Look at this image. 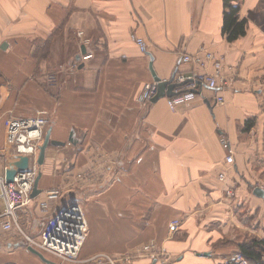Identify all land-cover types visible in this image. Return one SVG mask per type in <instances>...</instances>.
Instances as JSON below:
<instances>
[{
	"label": "crops",
	"instance_id": "obj_1",
	"mask_svg": "<svg viewBox=\"0 0 264 264\" xmlns=\"http://www.w3.org/2000/svg\"><path fill=\"white\" fill-rule=\"evenodd\" d=\"M233 2L247 23L230 42L222 34L223 0H0V174L16 171L19 160L6 142L10 117L47 113L50 139L63 143L47 147L37 166L41 193L18 212L29 235L48 216L36 206L43 192L71 187L77 172L90 171L81 259L224 264L243 241L264 238V197L254 194L264 191V0ZM198 51L222 61L217 92L204 88L175 110L165 97L137 102L154 82L150 62L166 80L192 72L180 56ZM84 53L90 57L75 65ZM221 135L234 148L229 168ZM173 219L180 224L170 234ZM151 241L158 251L143 253ZM0 264L48 263L5 234Z\"/></svg>",
	"mask_w": 264,
	"mask_h": 264
},
{
	"label": "built area",
	"instance_id": "obj_2",
	"mask_svg": "<svg viewBox=\"0 0 264 264\" xmlns=\"http://www.w3.org/2000/svg\"><path fill=\"white\" fill-rule=\"evenodd\" d=\"M82 32H78L80 36ZM82 36V35H81ZM142 52H146V46L141 38L134 39ZM82 42H87L86 39ZM90 55L82 54L76 61L89 58ZM180 62L195 66L187 75L174 73L172 82L184 83L174 88L172 96L165 97L166 104L171 110L179 105L191 102L199 97L204 88L218 91L224 84L222 79V61L210 51H198L196 53H183ZM211 64L213 72L206 71L207 65ZM157 92V82L145 85L137 96L139 103L149 102ZM217 104L223 103L221 95H215ZM51 119L47 113H38L24 117H10L6 123V142L12 146L13 151L19 156L29 158L30 168L23 173L16 172L12 181L7 182L5 175L0 174V199L3 200V209H0V239L9 234L22 241L25 247H31L44 256H50L58 261V264H107L112 262L106 255H94L87 259L79 257L80 250L88 233V222L82 206L75 201L66 200L58 205L64 197L63 188L56 187L43 192V198L36 202V206L42 214L48 215L37 235H29L19 222L18 212L34 202L32 198L34 180L37 176L38 147L43 140ZM220 145L225 150V164L229 168L234 164V148L224 135L220 136ZM109 163L105 166L107 167ZM106 170V169H105ZM76 173L78 182L91 180V172ZM221 181L227 180L225 171L218 174ZM79 180V181H78ZM226 194L232 195V186L227 184ZM55 211L51 214L53 206ZM178 220H172L168 224V232L174 234L178 230ZM146 251L156 250V244L149 242L145 245ZM113 263V262H112ZM225 264H249L246 257L236 251L226 259Z\"/></svg>",
	"mask_w": 264,
	"mask_h": 264
},
{
	"label": "water",
	"instance_id": "obj_3",
	"mask_svg": "<svg viewBox=\"0 0 264 264\" xmlns=\"http://www.w3.org/2000/svg\"><path fill=\"white\" fill-rule=\"evenodd\" d=\"M152 58V57H151ZM150 70H151V74L154 78V81L157 82V92L154 95V97L152 98V101H157L160 98L163 97H167V96H172L174 94V88L178 85H182L184 83H175L172 82L173 78H174V73L171 75L170 79H166V80H162L160 79L154 72L153 68H152V63L150 62ZM62 145L63 143L60 141H55L50 139V128L47 129L46 134L43 137L42 142L40 143L39 147H38V155H37V159L36 162L38 165H42L44 163V159H45V154H46V149L49 145ZM14 166L16 168L15 170H9L6 171V181L10 182L12 181L14 175L16 174V172L19 173H23L25 172L27 169L30 168L29 165V158L27 156H19V160L14 162ZM41 177V172L38 171L37 176L34 180V184H33V190L31 193V197L35 198L37 197L40 193L41 190L38 188V182L39 179ZM254 194L260 196V197H264V191L263 189L257 187L254 189ZM28 250L32 253H34L35 255H37L42 261L48 263V264H53V262L51 260H49L48 258H46L42 253L38 252L37 250L28 247ZM55 264V263H54ZM155 264V261L152 263Z\"/></svg>",
	"mask_w": 264,
	"mask_h": 264
},
{
	"label": "trees",
	"instance_id": "obj_4",
	"mask_svg": "<svg viewBox=\"0 0 264 264\" xmlns=\"http://www.w3.org/2000/svg\"><path fill=\"white\" fill-rule=\"evenodd\" d=\"M223 7L222 34L232 42L245 34L247 19L239 17V4L233 0H223ZM253 123V119L246 121V128ZM237 251L246 257L249 264H264V238L260 240L250 237L238 245Z\"/></svg>",
	"mask_w": 264,
	"mask_h": 264
},
{
	"label": "rangeland",
	"instance_id": "obj_5",
	"mask_svg": "<svg viewBox=\"0 0 264 264\" xmlns=\"http://www.w3.org/2000/svg\"><path fill=\"white\" fill-rule=\"evenodd\" d=\"M14 150V149H13ZM86 172H90V171H86ZM78 173H85L84 171H79ZM79 181V180H78ZM88 181V180H86ZM71 184V183H70ZM88 185H92V184H87L85 183V181H81V182H78L77 184H73L71 185V187H68L69 184L68 183H63V185L59 186L60 188H63V195H64V198L65 200H68V201H75L77 203H79L84 212H85V205L88 203V198H89V194H90V188H87L86 186ZM99 186H96L95 188H98ZM94 188V190H95ZM95 191H98V189H96ZM86 216V215H85ZM173 220H178L179 224H180V220L179 219H173ZM172 221V220H171ZM179 228V226H178ZM26 231H28L26 228H24ZM177 232V231H176ZM151 242H154V241H151ZM147 244V243H146ZM144 244L142 247H141V251L143 253H150L152 254L153 251H146L144 250V247L145 245ZM227 246V245H226ZM156 250H158V247L156 245ZM157 252V251H155ZM105 255H108V254H105ZM109 256V255H108ZM232 256V255H231ZM229 256V257H231ZM110 259L112 260V262L108 261L107 264H132L130 261V259L127 261V260H119L116 256H109ZM123 259H126L122 256ZM225 264V263H224Z\"/></svg>",
	"mask_w": 264,
	"mask_h": 264
}]
</instances>
